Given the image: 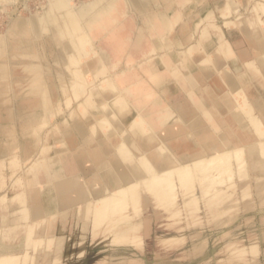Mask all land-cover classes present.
Wrapping results in <instances>:
<instances>
[{
  "label": "rangeland",
  "instance_id": "1",
  "mask_svg": "<svg viewBox=\"0 0 264 264\" xmlns=\"http://www.w3.org/2000/svg\"><path fill=\"white\" fill-rule=\"evenodd\" d=\"M73 1L78 4L89 0ZM45 2L46 0H27L26 6L19 0H1L0 37H6L9 40L10 35L6 33V30L11 20L17 15L28 16L29 12H41L46 8ZM262 6L264 7V0H184L183 2L166 0L154 5L153 8L159 11L162 17L164 16L168 19L169 25L167 28L155 29L154 34L147 33L143 48L145 49L143 52L144 56L135 51L129 55L127 54L129 50L125 45V39L130 35L132 36L135 27L138 28L140 25L138 16L134 14V18L131 21L132 25L126 26L120 33L113 32V36L103 39V42L96 44L97 46L95 45V47L97 54L101 52V47L105 48L111 44V46L115 47L113 49L116 52L115 61L117 68L112 71V74L116 76L117 85L126 88L132 87L133 89L141 86L145 89V96L143 94L139 96V99L142 98L147 103L145 112L150 114L151 117L153 116L156 121L158 120L156 131L162 133L165 128L172 127L178 133L170 139V142L175 145L176 141H186V144L184 143L181 146L182 149L179 147L180 156L181 154L185 157L190 156L193 151L196 155L198 153L199 156L207 158L206 156L208 155L201 153L203 150L200 145L194 142L196 135L191 126L196 119L201 120L214 134H218L220 129L221 133H233V131L245 133L247 129H244L235 118V116H239L242 122L252 128V132L257 133V129L253 127L246 112L248 107L240 104V102L242 103L241 99L231 91L226 82L225 74L215 68L213 60L215 56L220 57L219 60L225 62L224 67L234 77L242 76L244 86L247 88V96L250 99L259 96L257 99L264 103V78L257 71L256 61H253L255 60L253 59L255 54L251 48L252 43L244 33V30H249L250 33H253L257 28L264 31V11ZM210 13L212 15L208 16ZM220 33L224 34L228 45H220L218 40V34ZM106 34L110 35L108 31ZM186 35H190L191 38L189 42L183 44L181 40ZM5 42L3 40V46L0 44V154L2 156L3 150L9 146V139H13L12 137L21 142L29 141V138H33L29 134L31 129L35 130L36 135L39 136V142L35 146L37 149L35 153L38 155L36 158L34 157V159L32 158L24 163L15 157L13 162L10 161L13 168H7L2 171L6 175V186L0 190V195L6 193L7 196L12 197L16 192H20V197H22L21 205H23V197L28 193L27 185L29 180L36 177V171H39L43 177L50 176L55 175V173H61L63 166L68 165L74 172L80 174L81 170L79 168L83 167L87 172L81 176V179H83L85 184L84 189L87 190L85 194L87 198L85 197L81 210L83 209L84 213L86 212L87 217L89 215L92 216L94 211V204L91 202L93 193L100 185H103L101 178H99L100 175L94 176L98 173V168L101 167L99 166L101 161H91V150L85 146L84 141L89 136L95 137L97 133L100 134L101 140H107L106 134L112 131L110 122L105 121L102 124L99 122L96 124L92 123H94L95 115H106L108 113L107 110H110L109 113L116 111L117 117L114 118L118 121H123L133 140L142 142V139L135 136L139 126L136 127L133 124L137 118L134 112L136 100L134 97H130L127 101L132 106L128 105L127 107L115 101L113 102V99L107 101V105H101L104 99H102L100 93L108 91L110 88L109 84L103 83L108 79V73L99 75L95 81H91V84H83L84 87L80 91L72 87L69 88L68 86H70L71 82H79L75 75L79 65L69 64L71 66L67 69L71 81L69 84L59 74L60 64L55 60V55L61 47L59 46V41H56L47 52L38 50L37 55L31 61L33 64L30 68L22 65L16 66L17 59L11 58L12 63H8L11 55H8L9 52L6 49L9 44L6 45L7 43L5 44ZM108 43L110 44L108 45ZM207 45H211L209 54L205 50ZM192 47L195 48L191 49ZM230 50L233 51V55L230 54ZM18 52V60L25 59L24 54L26 51L22 49V51ZM244 52H249L247 54L248 57L245 59L246 61L250 60V63L246 62V64L243 62L240 64L238 63L240 59L237 57V53ZM38 55L41 61L48 63L46 70L42 64L38 63L40 61V58L36 57ZM163 59L164 61H162ZM104 61L107 62V60ZM102 65L106 67L104 62ZM151 69H153L152 72H150ZM210 69L213 71L211 79L214 81L210 79L202 84L199 83L197 75H202L206 70ZM153 76L162 77L164 80L163 84L157 86L153 82ZM87 77L89 80L93 79L92 74ZM188 78L196 85L192 90H190V87L185 88ZM43 84L44 87L49 85L54 94V102H51L48 107L50 109V118L48 120L46 116L43 118L40 115L44 111L41 100L44 97ZM216 84L221 85L222 88L216 86ZM34 86L38 87H36V94L33 92L28 93V88H34ZM162 87L163 91L161 90ZM73 93L77 96H73ZM67 100L70 104L67 103ZM81 104L82 106H80ZM14 107L26 116L38 113L41 118L39 117V120L36 119L32 123L19 121L18 124L14 125L12 116L10 117V113L13 114ZM183 111H187L190 114L192 121L184 122L182 120L181 112ZM221 124L223 125L221 126ZM91 126H94V131H92ZM65 133L70 134L71 140L76 142L75 146L70 147L67 144ZM255 133L253 135L259 136ZM233 137L234 134L231 139ZM213 139L212 136L210 140ZM146 140L150 146L156 144L154 142L156 140L153 142L149 139ZM251 143L256 144L254 141H251ZM131 147L135 155H138V150L133 145ZM75 150H78V152L83 150L85 154H78ZM161 150H158V152L160 156H163L165 151ZM256 150L259 153L257 148ZM58 153H62L63 157H59ZM78 158L80 160H76ZM244 159L248 164L245 165L243 170L249 168L248 171L244 172L246 173L245 175L241 176L234 172L231 180L224 182V184L212 183L208 193L203 191V181L200 178H196L197 194L201 199L196 206L186 207L184 204L186 197L182 190L178 188L174 192L177 202L173 204V208H167L166 206H169V204L156 199L147 189L146 183H144L138 188L143 197V202L140 201L141 204L139 203L137 207L138 210H135L130 204L123 208V213L130 212L132 214L129 218H119L113 222V219L100 217L97 220L94 219L95 223L93 220L81 218V215L78 218L77 208H72L60 218L58 217L47 224L45 234H40L39 231L42 223L39 224L40 227L38 224L34 225L33 228L36 233L33 232V237L37 238L36 246L31 244L26 247V234L21 230H19L20 233L18 234L20 236L7 238L2 244H14V247L16 246L14 249L18 253H23L25 249L27 251V248H29L28 255L31 254V257L27 256V260H29L27 264H45L46 256L44 250H46V245L44 244L48 236L61 227L63 228V233L73 234L74 238L80 235L83 236L81 237L80 248L84 250L85 257H81V259L85 260L86 264H264V173L255 174L250 170L255 165L254 162L250 161L248 150ZM262 159L264 161V156H262ZM55 160L57 161L54 164H50ZM139 162V160L138 163L133 160L132 162L130 161V165H137L140 171H146L144 165ZM95 165L96 169L94 168ZM36 167L37 170H35ZM43 181L45 183L44 179ZM40 189L38 196L44 202V205H48L47 200L52 198L53 193L46 191L45 187H40ZM191 195V192H189L187 197ZM172 210L177 211L176 214L172 215ZM0 211L2 210L0 209ZM9 211L6 209L1 212V215L9 217ZM136 211L140 212L136 213ZM133 222H141L142 224L141 233L135 243L126 246L125 244L121 245L111 242L121 226H126ZM84 223H87V226ZM95 224H97V227H95ZM173 236H179L180 239L165 242V240ZM63 245L64 242L61 247ZM194 252L195 254H193ZM3 264L7 263L4 262Z\"/></svg>",
  "mask_w": 264,
  "mask_h": 264
},
{
  "label": "bare ground",
  "instance_id": "2",
  "mask_svg": "<svg viewBox=\"0 0 264 264\" xmlns=\"http://www.w3.org/2000/svg\"><path fill=\"white\" fill-rule=\"evenodd\" d=\"M19 1L27 6V0ZM165 1L166 0H89L76 4L73 0H46V8L43 9L41 12H29L30 14H28V16L17 15L11 20L6 30V33L10 35L9 40L6 37H0V44H2V46L3 40L6 41V45L9 44L8 46H6V49H8L9 52L8 55H11L10 60L8 61L9 64L12 63V59H17L15 64L16 66L22 65L24 67L30 68V66H32L33 64L31 63V61L33 57L37 55L38 50H41L42 52L44 50L47 52L55 44L56 41H59L58 43L61 47L55 55V60H57L60 64V68L57 67L59 68V74H61L66 80V82H68L69 84L71 82L69 74L67 72V69L71 67L69 66V64H77L75 66L79 65V69L75 73L76 78L79 82H71L70 86H68L69 88L72 87L73 89L80 91L82 87H84L83 84H91V81H95V79L99 75H102L103 73H108V79H105L106 81L103 83L109 84L110 88L108 91L106 90L100 93V96L102 97V99H104V101L101 102V105H107L106 102L110 99H113V102L115 101L127 107L128 105H131V103H128L127 100L130 99V97L135 98L136 105L134 108V112L136 113L137 118L135 117L136 120L133 122V124L136 127L139 126V130H137L135 136H137V138L142 139V142H136L135 140H133L132 135L129 134L128 128L124 126L123 121L121 122L120 120L118 121L114 118L117 117L116 111H111L109 113L110 110H107L109 114L106 113V115H95V120L92 124H96L97 122L102 124L105 123V121H108L110 122L112 131L106 134V141L101 140V136L98 133L95 137L89 136L84 141L85 146L89 147L88 149L91 150V161H101L99 164V166L101 167L98 168V173H94V176L96 177L100 175L99 178H101L103 185H100V187L96 189L93 193V198L91 202L94 204V211L92 213V216L89 215V217H87L86 212L84 213V210H81V205H83V203L85 202V194L87 191L84 189L85 184L83 183V179H81V176L83 174H86L87 172L85 168H79L81 170V175L78 172H74L68 165L63 166V169H61V173H55V175L50 176L43 177L41 176L39 171H36V177L34 179L29 180V183L27 185L28 193L26 196L24 195L25 197H23V205H21L22 197H20V192H16L12 197L7 196L6 193H2L0 195V209L2 210L0 211V246L3 245L2 242L7 238H13V236H20L18 235L20 233L19 230L23 231L26 234V247H28V245L30 246L31 244L33 246H36L37 238L35 239V237H33L34 233H36L35 229L33 228L34 225L38 224L39 226V224L42 223V227L39 231L40 234H45L47 224L54 221L58 217L60 218V216L66 214L72 208H77V217L81 215V218L86 220H93V222L95 223V220L99 219L100 217H107L110 220L113 219V222L117 221L119 218H129L132 216V214L130 212L123 213V208L126 205L130 204L135 208V210H138L137 207L140 201H142L143 199L138 188L144 183H146L147 189L152 193V195L156 199L165 201L169 204V206H166L167 208H173V204L177 202V197L174 192L178 188L182 190V193L186 197V200L184 202L186 207H192L193 205L196 206L201 200L200 196L197 194L196 178H200L203 181V191L204 193H208L210 190L209 187L210 185H212V183L224 184V182L231 180L234 172L241 176L245 175L246 173L244 172L249 170V168L243 170L245 165L248 164L244 159L245 155L247 154V150L251 159L250 161L252 163L254 162L255 165L253 169L250 168V170H252L255 174L264 173V161L262 159V156H264V103L257 99L259 96L252 99L247 96V88L244 86L242 76L234 77L231 72L226 70V68L224 67L225 62L220 61V57H214L213 63L216 66L215 68H217L218 71H223L226 76V82L228 83V86L230 87L231 91L237 94L239 96V99H241L242 103L240 102V104H244L248 107V109L245 110L249 115L253 127L257 129V133L252 132V128L246 123L242 122L239 116H235V118L244 129H247L246 132H248L249 135L247 134L246 136H237L233 137V139H231V136L233 135L232 132L221 133L220 129L218 134H214L209 130V128L206 127V125L201 120L196 119V121L193 122L191 127H193V131L197 137L198 145H200L201 149L203 150L201 151V153L203 155H208L206 156L207 158H203L199 156V154L194 156L190 155L187 157L180 156L178 150L181 144L178 146L170 142V139L176 136V134L178 133L174 128H165L162 133H158L156 131L158 120L156 121L153 116L151 117L150 114L145 112L147 103L142 98L139 99V96L143 94V96H145L146 94L145 89L143 87L138 86L133 89L132 87L126 88L117 85L116 76L112 74V71L117 68L115 61L116 52L113 49L115 47L111 46L112 44L109 45L110 43H108L109 46H106L105 48L100 46L101 52L99 53L98 51L99 54H97L95 45L103 42V39L113 36V32L120 33L123 31V29L126 28V26L132 25V18H134V15H136L140 20V25L138 24V28L135 27L132 36L130 35L125 39V45L126 47H128L129 50V52L127 53L128 55L131 52L135 51L139 52L140 54H142V56H144L143 52L145 49L143 48L145 40L147 38V33L154 34L155 29L167 28V26L169 25L168 19L164 16L162 17L161 14H159V11L153 8L154 5ZM178 1L183 2L184 0ZM22 7L24 8V6ZM262 10L264 11L263 6ZM211 15V13L208 14V16ZM121 18L123 19L121 20ZM107 31L110 33L109 36L108 34H106ZM244 33L246 34V37L249 39V41L252 43L251 48L253 49V53L255 54L253 56V59L255 60L253 61H256L257 71H259L262 77L264 78V31L259 30L257 28L256 30H254L253 33H250L249 30H244ZM190 38V35H186L183 40H181V43L185 44L189 42ZM218 40L221 46L228 45V41L225 39L223 33L218 34ZM194 48L195 47H192L191 49ZM22 49L23 51H26V53L24 54L25 59H21V61H19L18 51H22ZM205 50L209 54L211 52V45H207V47H205ZM229 52L233 55L232 50H230ZM247 54H249V52H244L240 54L237 53V57H239V59L247 58ZM36 57L40 58L39 55ZM104 60H107V62H105ZM162 61H164V59ZM103 62L106 64V67L102 65ZM247 62L250 63V60ZM38 63L42 64V66H44L46 70L48 66V63H46V61H41L40 58V61ZM152 71L153 69L150 70V72ZM212 73L213 71L210 69L206 70V72L202 75H197L198 82L201 84L203 82H207L211 79ZM89 74L93 75L94 80H89V78L87 77ZM152 78L153 82L157 86H161L163 84L164 80L162 77L153 76ZM217 84L216 86L221 87V85ZM195 86L196 85L192 83L189 78L186 80V89L190 87V90H192L195 88ZM213 86H211V88H214ZM36 87H29L28 93L33 92L36 94V90L38 88ZM161 90H164L163 87ZM74 93L73 96L76 95H74ZM53 97L54 94L52 93L51 87L49 85H45L44 97L41 99L44 111L41 112L40 115L43 118L44 116H46L47 120L48 118H50V109H48V107L51 102H54ZM75 100L77 99L75 98ZM67 103H69V101ZM80 106H82V104ZM180 109L182 110V108ZM222 112H224V110ZM11 116L14 125L18 124L19 121L32 123L35 122L36 119L39 120L40 117L38 113L28 114L26 116L20 111H18L15 107L13 108V114L10 113V117ZM181 118L184 122L192 121L190 114L187 111L181 112ZM210 119L212 120V118ZM222 125L223 124H221V126ZM91 127L92 129L94 128V126ZM92 131H94V129ZM254 133L258 134L259 136L253 135ZM29 134L33 136V138H29V141L21 142L19 140H15V137H12L13 139L11 140L9 139V146L3 150L4 152L2 156L0 154V190L5 188L6 186V175L2 171L6 170L7 168H13L11 166L10 161L13 162L16 157L18 158V160H21L25 163L28 160L32 158L34 159V157L36 158V156H38L35 153L37 151L35 146L36 144L38 145L39 136L36 135L35 130L33 131L32 129ZM65 134L67 137V144L70 147L75 146L76 142L74 140H71L70 134ZM212 136L214 139L210 140ZM250 137H253V139ZM146 139H149L152 142L156 140L154 141L156 144L150 146ZM33 141L34 143L36 142L34 146H32L34 144L32 143ZM251 141H254L256 144L251 143ZM132 145L136 148V150H138V155H135L134 150L131 147ZM33 147H35V149H33ZM256 148L259 150V153ZM186 149L185 153L187 152ZM158 150H161L163 152L165 151L164 155L160 156ZM15 151L18 152L16 153ZM75 151L78 154H85L83 153V150L79 152L78 150ZM58 156L63 157L62 153H58ZM76 160L80 159L78 158ZM133 160L137 163L139 160L144 165L146 171H140L137 165H130V161L132 162ZM56 161L57 160L52 161V163L50 164H54V162ZM94 168L96 169V165L94 166ZM35 170H37V167ZM43 179H46L45 183L41 182L37 184L36 181ZM40 187H45L46 191L53 193L52 198H49V200H47L48 205H44V202L41 201L40 197L38 196V191ZM189 192H191L192 195L187 197V194ZM6 209L10 210L8 213L9 217H7L6 215H1V212ZM139 212L136 211V213ZM176 212L177 211L172 210L171 214L174 215L176 214ZM84 224H86L85 226H87V223ZM96 225L97 224H95V227H97ZM21 226L24 228H22ZM141 226V222H133L126 226H121L117 230V235L113 237V240L111 242L121 245L125 244L126 246L135 243L141 233ZM62 230L63 228H58V230L48 236L46 242L44 241V245H46V250H44L45 252H48L49 250H52L54 247L56 248V246L59 245L60 240L62 238V236H59V234L62 233ZM176 239H180V237L173 236L168 240H165V242ZM64 241L66 240L64 239ZM29 250V248H27V251L25 249L26 252L21 256L18 254L19 256L8 257L0 254V264H3L4 262H6L7 264H27V261H29L27 260V256L31 255H28ZM193 254H195V252Z\"/></svg>",
  "mask_w": 264,
  "mask_h": 264
},
{
  "label": "crops",
  "instance_id": "3",
  "mask_svg": "<svg viewBox=\"0 0 264 264\" xmlns=\"http://www.w3.org/2000/svg\"><path fill=\"white\" fill-rule=\"evenodd\" d=\"M243 62L244 63L247 62L245 58H241L238 63L241 64ZM233 134H234V137H237V136H246L248 133H246V132L245 133H242V132H237L236 133L235 131H233ZM250 138L253 139V137H250ZM197 141L198 140H197V137H196V140L194 142L196 144H198ZM194 142H192V143H194ZM184 143L186 144V141L181 140L180 143H179V141H176L175 142V145H178L179 146L181 144L179 147L182 149L181 146ZM178 153H179V150H178ZM191 153H190L191 156L196 155V153H194L193 151ZM197 155H198V153H197ZM37 179H38V176H37ZM44 180L46 181V179H44ZM36 182L38 184V183H41V182H44V181L43 180H39V181H36ZM59 236H62L59 245L56 246V248L54 247L52 250H49L48 252H45V256H46L45 262H46V264H49V263L50 264H65V263L66 264H86V261L83 260V259H81V257L82 258L85 257L84 256L85 255L84 254V250L80 248V241L82 240L81 235L80 236H77V238H74L73 237L74 236L73 234H67V233L65 234V233L62 232L61 234H59ZM64 239L66 241H64ZM76 241H78V243ZM63 242H64L65 245H63V247H61ZM14 248H16V246L14 247V244L5 243V244H3V246L2 245L0 246V249H1L0 254H2L3 256L10 257V256H19V255L21 256L25 252V251H23V253L22 252L21 253L20 252L18 253V251H15ZM76 248H78V249L75 250Z\"/></svg>",
  "mask_w": 264,
  "mask_h": 264
}]
</instances>
